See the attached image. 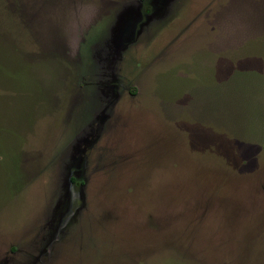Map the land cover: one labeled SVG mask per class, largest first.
<instances>
[{"label": "rangeland", "instance_id": "rangeland-1", "mask_svg": "<svg viewBox=\"0 0 264 264\" xmlns=\"http://www.w3.org/2000/svg\"><path fill=\"white\" fill-rule=\"evenodd\" d=\"M0 264H264V0H0Z\"/></svg>", "mask_w": 264, "mask_h": 264}]
</instances>
